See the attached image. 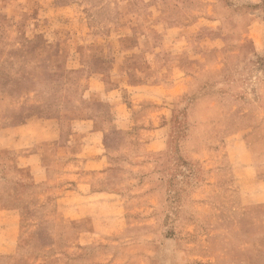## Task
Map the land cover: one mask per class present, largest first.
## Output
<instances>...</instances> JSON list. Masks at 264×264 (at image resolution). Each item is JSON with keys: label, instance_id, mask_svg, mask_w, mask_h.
I'll list each match as a JSON object with an SVG mask.
<instances>
[{"label": "rangeland", "instance_id": "obj_1", "mask_svg": "<svg viewBox=\"0 0 264 264\" xmlns=\"http://www.w3.org/2000/svg\"><path fill=\"white\" fill-rule=\"evenodd\" d=\"M0 264H264V0H0Z\"/></svg>", "mask_w": 264, "mask_h": 264}, {"label": "crops", "instance_id": "obj_2", "mask_svg": "<svg viewBox=\"0 0 264 264\" xmlns=\"http://www.w3.org/2000/svg\"><path fill=\"white\" fill-rule=\"evenodd\" d=\"M9 41H12L14 44H19L20 46H21V44H22V46H21V50H22V53L24 52V45H26V39L24 38V35H22L21 33H19V34H17L14 38H10L9 39ZM30 41V40H29ZM31 41H33V40H31ZM28 44V43H27ZM14 47H18V46H14ZM30 51H32V50H30ZM32 53V52H31ZM33 55V54H32ZM8 56H6V58H7ZM20 57L22 58V59H24V60H32V59H34V55H33V57H30V52H27V53H24V54H21L20 55ZM7 59H9V58H7ZM25 67V66H24ZM22 70H23V68H22ZM22 73H26L27 75H29L31 72H30V70L29 69H25ZM22 78H23V80L21 81V84H23V86L24 85H26V84H33L34 83V81H32V80H28V79H25V76H22ZM78 117H74V120H76ZM66 121H70L71 120V118L69 117L68 119H65ZM35 136L37 137V138H39L40 139V137H39V135H38V133H36L35 134ZM21 137H23V133H22V135H21ZM155 139V138H154ZM156 140V139H155ZM23 149V148H22ZM36 152H38V149H34L33 150V153H32V155H34V154H36ZM6 154L7 155H15L16 153H15V151H11V153L9 152V150H7L6 151ZM15 162H16V164H17V160H15ZM68 162H71V161H68ZM78 185L77 184H75L74 185V187L76 188Z\"/></svg>", "mask_w": 264, "mask_h": 264}]
</instances>
